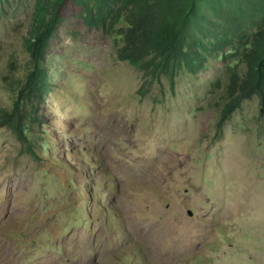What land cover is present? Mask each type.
<instances>
[{"label": "rangeland", "instance_id": "374dc122", "mask_svg": "<svg viewBox=\"0 0 264 264\" xmlns=\"http://www.w3.org/2000/svg\"><path fill=\"white\" fill-rule=\"evenodd\" d=\"M10 2L0 112L28 64L29 0ZM61 16L37 119L25 100L20 134L0 127V264H264V113L252 98L216 123L244 65L210 48L198 73L146 84L115 37Z\"/></svg>", "mask_w": 264, "mask_h": 264}, {"label": "trees", "instance_id": "16d2710c", "mask_svg": "<svg viewBox=\"0 0 264 264\" xmlns=\"http://www.w3.org/2000/svg\"><path fill=\"white\" fill-rule=\"evenodd\" d=\"M10 1L0 0V10H7ZM69 3L79 9L86 27L116 38L117 60L135 67L146 84L161 78L172 83L182 69L198 73L210 48L228 51L244 71L229 73L217 126L252 98L264 113V0H29L22 36L28 64L8 85L15 98L10 111L0 112V127L20 134L25 100L37 119L32 103L48 90L44 64Z\"/></svg>", "mask_w": 264, "mask_h": 264}, {"label": "bare ground", "instance_id": "6f19581e", "mask_svg": "<svg viewBox=\"0 0 264 264\" xmlns=\"http://www.w3.org/2000/svg\"><path fill=\"white\" fill-rule=\"evenodd\" d=\"M151 226H152V225H151ZM133 227H134V226H133ZM154 227H155V226H154ZM142 228H143V227H142ZM146 232H147V231H146ZM141 233H142V232H141ZM150 233H151V232H150ZM153 234H154V233H153ZM134 235H135V234H134ZM142 235H143V234H142ZM147 236H148V235H147ZM147 236H146V237H147ZM150 237H151V235H150ZM153 237H154V236H153ZM138 238H140V237H138ZM138 238H137V239H138ZM144 238H145V237H144ZM152 239H153V238H152ZM148 240H149V239H148ZM150 241H151V240H150ZM149 243H150V242H148V244H149ZM152 243H154V242L152 241ZM157 245H158V244H157ZM153 249H154V251H157V252H158V250H157L158 248H157V249H156V248H153ZM170 255H171V254H170ZM161 256H162V255H161ZM173 259H174V258H173Z\"/></svg>", "mask_w": 264, "mask_h": 264}, {"label": "water", "instance_id": "95a60500", "mask_svg": "<svg viewBox=\"0 0 264 264\" xmlns=\"http://www.w3.org/2000/svg\"><path fill=\"white\" fill-rule=\"evenodd\" d=\"M189 214H191V213H189Z\"/></svg>", "mask_w": 264, "mask_h": 264}]
</instances>
